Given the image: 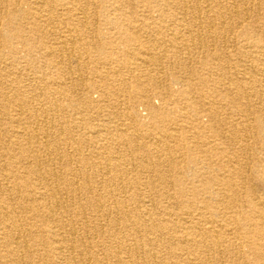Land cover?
I'll use <instances>...</instances> for the list:
<instances>
[{
  "label": "bare ground",
  "instance_id": "obj_1",
  "mask_svg": "<svg viewBox=\"0 0 264 264\" xmlns=\"http://www.w3.org/2000/svg\"><path fill=\"white\" fill-rule=\"evenodd\" d=\"M0 1L6 3L2 8L10 22L17 24L11 32L0 31L1 37L5 35V44H11L8 47L13 50L14 40L19 41L22 33L18 29L22 27L19 21L23 22L25 15L15 13L21 7L14 5V0ZM181 1H173V7L183 16L193 14L194 7ZM102 2L61 0L58 7H86ZM220 2L212 0L208 8L214 10V5ZM43 3L50 8L49 14L31 13V17L53 26L55 29L50 28V32H58L62 24L72 20L68 14L72 10L65 11L62 23L56 20L60 12L53 2ZM229 5L239 14L237 0H229ZM253 9L264 14V0H246L242 12L250 17ZM243 19L242 22L246 20ZM80 22L84 26L81 32L74 30L69 36L83 40L87 27ZM224 23L220 21L222 26ZM186 27L183 23L170 24L171 48L178 44L177 32L183 31L194 38L195 33ZM254 30L255 33L246 29L243 34L252 39L253 47L264 52V29ZM41 32V28L33 30L34 34ZM123 36L113 46L125 47L129 52L135 49L133 44L138 49L146 46L131 34L123 33ZM102 43L97 50L107 54L106 44L102 46ZM45 49L55 53L48 45ZM162 51L150 54L148 50L142 60L112 62L116 66L109 60L98 63L109 69L108 74H121L126 66L133 65L137 70L146 63L163 62L170 48L165 46ZM249 67L250 71L258 72L251 73L253 80L231 77L228 81L223 95L229 101L228 117L222 118L214 108L211 123L200 125L197 110L194 113L198 105L191 101L192 117L181 115L185 124L177 122L168 128L164 120H169L170 112L156 107L158 102L150 101L152 88L160 96L162 92L173 93L168 84L162 85L165 80L162 72L158 75L143 69L139 70L140 75L128 80L123 77L120 83L114 79L111 83L106 80L107 74L94 69L102 79L92 87L101 88L103 101L107 103L94 107L102 111L121 108L119 114L124 118L118 124L109 120L90 125L92 134L84 132L78 140L73 138L74 129L78 130L86 120L81 118L78 125L77 119H69L66 113L73 111L76 103L81 104L82 98L75 92L78 83L73 84L75 81L65 77L50 80L44 70L36 69V87L19 85L15 94L7 96L2 80L6 78L15 88L21 82L20 75L11 71L5 77L0 74V100L12 104V112L18 111L20 121L26 120L12 127V134L0 133V264H264V58ZM205 83L203 78L198 83L189 82L178 95L181 98L192 93L208 95L209 90L207 93L203 90ZM257 83L260 88H253ZM143 100L149 102L145 118L152 121L151 128H145L144 115L137 110L138 101ZM84 103L86 107L92 104ZM76 110L83 114L79 106ZM43 118L45 122L49 119L47 137L38 140L34 125ZM187 124H192L194 129L198 127L199 131L189 135ZM205 130L210 134L209 141L203 136ZM139 138L158 146L155 155L146 156L140 151V143L136 144ZM83 143L101 146L102 155L96 151L84 154ZM63 144L73 148L74 154L66 156L59 151ZM42 148L61 161L58 167L53 165V158L43 160ZM179 157L182 162L188 159L192 166H184ZM71 161L77 162L78 167L71 174L61 175L60 169ZM98 177L102 179L101 186L96 182ZM247 187L250 191L241 193ZM255 190L260 194H255ZM239 237L244 240V250L237 243Z\"/></svg>",
  "mask_w": 264,
  "mask_h": 264
},
{
  "label": "rangeland",
  "instance_id": "obj_2",
  "mask_svg": "<svg viewBox=\"0 0 264 264\" xmlns=\"http://www.w3.org/2000/svg\"><path fill=\"white\" fill-rule=\"evenodd\" d=\"M45 1L46 0H14V5L19 4L21 7L18 8L21 10H17L15 13H24L25 15L23 22L19 21L22 27H18V29L22 33H20L19 41H13L15 43V49L13 50L8 47L11 44H5V35L2 37L0 36V74L5 77V74L10 73V71L12 73L17 72L20 75L21 82L16 83L15 88H13V86L9 84L5 78L2 80L5 83L3 84V88L6 95L11 96L16 93V88H18L19 85L30 87L32 84L33 87H36L38 84L34 81L36 69H40L42 71L44 70L46 76L50 80L59 81L62 77H65V79H70L69 81H75L73 84L78 83V85H76L77 90H75V92H78L79 96L82 98L81 104L76 103V107L73 111L68 110L66 112L69 119H77V122H79L78 125L81 124V118H85L86 120L84 124L78 126L79 131L76 128L74 129L73 138L75 140H78L84 132L92 134L88 129L90 125H99L103 122L108 123L109 120H111V123L118 124L124 118L119 114V109L121 108L116 107L111 109V114V111L109 110L102 111L94 107L101 105L102 103L107 105V103L103 101L104 96L102 95L103 93L101 88L94 89V87H92L93 83L100 82L102 79L94 69H97L104 75L107 74L108 76L106 80L111 83L114 79L115 83H120L122 82L123 77L128 80L131 76L140 75L139 70L142 71L143 69L151 72L155 71L154 73L158 72V75L163 74L162 78H165V80L161 82L162 85L167 86L168 84L173 93L165 95L162 92V95L160 96L155 94V88H152L150 90V94H152L150 101L154 104L158 102L155 104L156 107H161L162 109L170 112L169 120H164V124H166L168 128L170 125L177 122L185 124L184 122H181V115L186 114L192 117V112L190 111L192 109L189 108L191 101L196 102L198 105L194 113H196L197 110L199 115V121L197 123L200 125H207L211 123V112L214 114V108H217L218 112L221 113L222 118L228 117L230 107L227 103H229V101L223 96L226 93L225 91L228 86V81L231 77H244V79L249 78L248 81L251 79L253 80L251 73L255 72L257 74L258 72L250 71L249 66L257 63L259 59L261 60L264 58V52L258 47H253L252 39L243 34V31L246 29L253 30L254 33V29H264V14H261V12L258 14L259 12L257 11V8L250 10V17L245 15L242 11L246 0H237L239 14L233 12V8L229 5V0H221L219 4H216V6L214 5V10L208 8L211 7L210 2L212 0H185L188 6L194 7L195 10L193 14H189L188 16H183L181 11L173 7V1L175 0H103L104 2L86 6L87 8L84 5H79L78 7L75 6L74 8H67L64 6L58 7L61 0H51L54 6H56L55 8L57 11L60 12L56 18L59 22L63 23L62 17H66L65 14L67 9L72 10L68 13L69 16L72 17V20H70L67 24H62L65 28L60 27L59 31L56 33L49 31L50 28H52L51 31L55 28H53V26L51 27L47 22H45V20L40 21L37 18L31 17V13H40V15L49 14L50 8L44 6L43 2ZM181 2L184 3V0ZM2 4L6 5V3L0 1V31L8 33L13 31L17 24L10 22L7 16L8 13L4 8H2ZM189 12L190 10L188 13ZM243 17L246 19L244 22H242V20H244ZM80 21H83L85 27H87V29H85V38H83V40L76 39L77 37L74 38L69 36L70 34H74V30H77L78 33L81 32L80 29L84 26L82 27L80 25ZM200 21H202V23ZM220 21L223 23L225 22L224 26L220 24ZM172 23L175 25L181 23L186 24V28L192 32V34L195 33L194 38H190V34L181 31L180 28V30H178L181 31L180 34L176 31V37H179L177 39L178 44H176L175 49L173 47L171 48L170 46L173 45V39H171L172 37L170 32L172 30L170 28V24ZM35 28H41L43 34H34L33 30ZM219 28L222 30H219ZM45 30H47L46 32L48 34ZM123 33L131 34L135 40L137 39L145 42L146 46L138 49L136 48L137 46L133 44L136 50L133 49V51L130 52L125 47L113 46V44L118 43L122 38H124ZM169 38L171 41H169ZM101 42H103L102 46L106 44L107 54H100L99 50H97L98 45ZM137 43L138 41L136 44ZM45 45L51 47L55 53L52 54L51 52L46 51ZM81 45L83 46V49H80L82 48L80 47ZM165 46L170 48V51L168 52V55H166V58L165 56L162 58L163 62L161 63H164L163 65H161L160 62H158V64L146 63L144 66L145 68L143 67L137 70L134 69L133 65L131 66L133 68L125 65L126 68H121V74H114L113 72L108 74L109 69L107 67L104 68V65L98 63L109 60L113 66H116V63L112 62H121L122 59L142 60L149 52L150 54L151 52L158 54L163 53L162 48H165ZM86 49L89 53H86ZM129 67L131 69H128ZM126 71H132L131 75H128ZM202 78L206 81L203 86V90L206 93L207 90H209L210 93L208 95L192 93L184 98H181L178 95V93H181V91L188 87L189 82L198 83L202 80ZM118 79H120V81ZM0 88H2V84ZM253 88L259 89L260 87L258 88L257 83ZM247 91H249V89H247ZM164 95H168L169 98H167L168 96L165 98ZM155 96H157V98ZM158 96L162 97V99L160 98V101L158 100ZM163 99L164 101H162ZM169 100L170 102H168ZM83 101H86L84 104H92L90 107H86L83 105ZM259 102L260 99L258 103ZM148 103L149 102L147 100L138 101L137 103V110H139L141 116L144 115L142 117L144 120L142 119V121L145 128H151L152 126V121L149 120L148 117L145 118L149 113ZM11 105L12 104H8V102H4L3 104L0 100V115L2 116L0 117L1 135L3 134L8 136L12 134V127L14 128L15 126L16 128L20 122L26 121H20V119H18L20 114H18V111L16 110H13L12 112L13 108ZM37 105L40 106L39 104ZM77 106L80 107L79 111H83V114L77 112ZM4 112H6V115H4ZM184 119L185 118H183V120ZM48 125L49 119H47V122H45L44 118L35 122L34 126L36 128L35 132L38 140H44L47 137L46 129ZM198 129V127L197 129H194L192 124H189L186 128V132L189 135L194 136L199 131ZM31 133H33V131ZM51 134L54 135L53 131H51ZM209 135L208 130H205L203 136L208 138V141L211 140ZM136 144H139L138 147L140 151L146 156H153L158 150V146L155 145V143L151 144L140 138ZM81 146H83L82 150L86 155H90L92 151H96L97 154L102 155L103 149L101 146H87L86 143H83ZM74 147H76V144ZM61 148L62 149H59V151H62L63 154L65 153L66 156L74 154L73 148H70V146L66 147L63 144ZM40 154L43 160L44 158L48 160L53 158L52 161H55H53V165L56 167H58L60 165L59 163H61V161L55 159V155L53 153L49 151L47 152L43 148L40 149ZM200 156L203 159L206 158L205 155L201 154ZM179 159V162L184 164V166H192V163L188 159L183 162L180 157ZM77 167L78 163L71 161L68 166L64 165V167L60 169L59 173L61 175L71 174V171ZM188 174L189 172L187 175ZM69 178L71 179L70 176ZM96 179V182H98L101 186V177ZM255 186L259 187V182L257 183V181H255ZM247 191H250V188L247 187L242 189L241 193L246 194ZM255 194H260V191L255 190ZM65 195L67 194H64V196ZM237 243L238 245L241 244L242 250H244L245 243L243 238L239 237L237 239ZM243 255L244 257H248V254L246 253H243Z\"/></svg>",
  "mask_w": 264,
  "mask_h": 264
}]
</instances>
